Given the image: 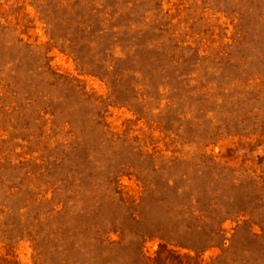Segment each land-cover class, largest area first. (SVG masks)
I'll return each instance as SVG.
<instances>
[{
    "label": "rangeland",
    "instance_id": "1",
    "mask_svg": "<svg viewBox=\"0 0 264 264\" xmlns=\"http://www.w3.org/2000/svg\"><path fill=\"white\" fill-rule=\"evenodd\" d=\"M0 264H264V0H0Z\"/></svg>",
    "mask_w": 264,
    "mask_h": 264
}]
</instances>
